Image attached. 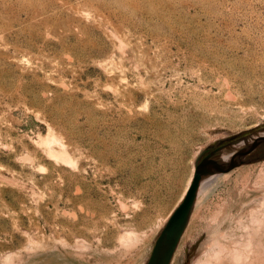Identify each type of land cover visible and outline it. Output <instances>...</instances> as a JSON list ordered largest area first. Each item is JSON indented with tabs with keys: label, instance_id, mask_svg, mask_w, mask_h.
Wrapping results in <instances>:
<instances>
[{
	"label": "rangeland",
	"instance_id": "1",
	"mask_svg": "<svg viewBox=\"0 0 264 264\" xmlns=\"http://www.w3.org/2000/svg\"><path fill=\"white\" fill-rule=\"evenodd\" d=\"M242 130L264 132V0H0V264H144ZM260 209L253 155L195 198L173 260Z\"/></svg>",
	"mask_w": 264,
	"mask_h": 264
},
{
	"label": "water",
	"instance_id": "2",
	"mask_svg": "<svg viewBox=\"0 0 264 264\" xmlns=\"http://www.w3.org/2000/svg\"><path fill=\"white\" fill-rule=\"evenodd\" d=\"M246 132H248V138H253V145L238 153L235 152L230 161L225 164L220 162L230 155V151L214 159L210 158L212 153L205 157L204 155L207 149L228 141L230 138L205 147L200 161L198 162L197 159L195 162L192 179L181 201L173 209L145 264H175L173 262L174 249L186 226L195 198L264 147V132L260 136H249V130H242L235 136L239 138ZM219 165L221 166L219 167ZM185 264H189V262Z\"/></svg>",
	"mask_w": 264,
	"mask_h": 264
},
{
	"label": "bare ground",
	"instance_id": "3",
	"mask_svg": "<svg viewBox=\"0 0 264 264\" xmlns=\"http://www.w3.org/2000/svg\"><path fill=\"white\" fill-rule=\"evenodd\" d=\"M255 136H260V135H255ZM53 137H54L53 138L54 141L59 140L58 138H56V136ZM252 145H253L252 138L246 139L244 143L239 141V143L236 145V152L238 153ZM254 155L264 156V147ZM208 165H212V164H208ZM220 166L221 165H219V167ZM191 177L188 180L186 187H188L192 179ZM257 212L258 213L252 214L250 220L247 223H242L241 225H239L240 232L238 233L239 236H237L238 237L237 239L235 233L236 230H233L232 234H229L228 231L226 234L225 233L220 234L224 238L223 240H220L218 236L215 237L212 236L213 238L206 240L203 244L202 250L196 253V255H194L191 264H264V210L260 209V212L259 210H257ZM171 213L166 218L162 227L158 231L154 239V244L160 232L162 231L163 227L167 223ZM216 230L218 231V229ZM218 233L220 232L218 231ZM182 235H183V231L174 249L175 250L174 252L177 251L176 254L179 253V247L181 246V244L179 243H182L184 240V238H182ZM173 262L176 264L175 260H173Z\"/></svg>",
	"mask_w": 264,
	"mask_h": 264
}]
</instances>
